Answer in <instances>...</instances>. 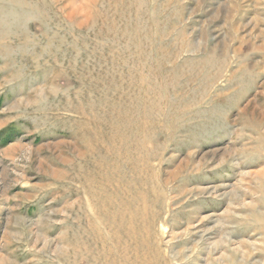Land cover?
I'll return each mask as SVG.
<instances>
[{"label":"rangeland","instance_id":"obj_1","mask_svg":"<svg viewBox=\"0 0 264 264\" xmlns=\"http://www.w3.org/2000/svg\"><path fill=\"white\" fill-rule=\"evenodd\" d=\"M0 264H264V0H0Z\"/></svg>","mask_w":264,"mask_h":264},{"label":"bare ground","instance_id":"obj_2","mask_svg":"<svg viewBox=\"0 0 264 264\" xmlns=\"http://www.w3.org/2000/svg\"><path fill=\"white\" fill-rule=\"evenodd\" d=\"M262 183H263V181H262ZM226 217H228V216H226ZM234 218V217H233ZM238 218V217H237ZM231 221V220H230ZM231 223V222H230ZM231 236H233V235H231ZM237 251V250H236ZM233 255L232 256H234V255H236V252H233L232 253Z\"/></svg>","mask_w":264,"mask_h":264}]
</instances>
